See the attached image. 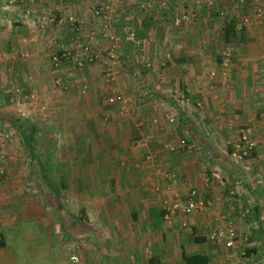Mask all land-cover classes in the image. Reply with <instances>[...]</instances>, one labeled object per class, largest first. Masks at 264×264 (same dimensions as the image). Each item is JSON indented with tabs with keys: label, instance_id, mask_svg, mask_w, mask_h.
<instances>
[{
	"label": "crops",
	"instance_id": "obj_1",
	"mask_svg": "<svg viewBox=\"0 0 264 264\" xmlns=\"http://www.w3.org/2000/svg\"><path fill=\"white\" fill-rule=\"evenodd\" d=\"M126 1L122 0L123 7ZM19 2L32 10L33 16L24 20L0 11V74L6 73V77L16 80H40L43 78L39 67L44 64L42 56L49 47L55 48V39L61 30L59 26L63 30L66 28L64 21L69 1ZM162 2V10L156 9L154 4L148 12L157 20L146 31L161 30L164 33V39L158 41L151 37L148 41L154 68L144 69L145 73L140 75L148 92L145 96L148 101L135 107L138 114L132 120L120 116L125 112L123 107L116 108L105 128L98 121L89 123L78 119L69 124L82 140L89 142L86 143L89 151L80 156V168L71 170L67 165L64 172L56 175L65 174L62 180H55L54 184L61 187L63 193H68L67 202L79 208L75 213L81 216L83 224L96 225L97 232L90 228L95 232L93 237L99 239L105 235L112 241L113 246L107 243L109 248L103 252L104 261L109 259L106 264H185L182 249L187 254L207 253L210 264L211 261L220 264L223 254L214 253V247H211L214 250L208 249L203 233L196 235L199 240L194 236L193 241H182L172 250V234L164 223L167 214L164 215L162 200L166 198L171 204L170 201L181 199L192 189L199 196H209L212 205L202 214L188 215V222L196 223L200 231H204L208 224L215 227L219 221H231L237 232L248 235L252 242L248 264H264V188L256 181L264 180V0ZM176 9L178 12L179 9L190 11L192 20L177 23L175 18L179 13ZM75 10L81 11L80 14L85 11L82 7ZM51 15L62 16V21L52 19L53 24L48 20L44 26L49 29H40L36 19L45 18L46 21ZM160 25L162 27L158 29ZM225 59L226 66L223 65ZM137 67L136 62L135 69ZM140 76H134L136 84L141 80ZM135 83L131 82L128 88L136 89ZM187 85L191 93L186 91ZM90 112L95 120L96 110ZM157 120L164 131L155 125ZM242 124L252 127L256 148L240 165H227L231 171L227 175V181L232 185L229 188L236 190L237 199L231 197L225 201L223 193L215 191L213 181H208L209 173L206 175L205 170L210 165L204 158L223 153V150L212 148H225L228 153L238 139V128ZM87 127L89 130L95 128L99 139ZM143 134H146L147 149L153 155V160L147 164L141 152H135L137 146L129 144L136 143ZM105 136L108 142L103 145ZM130 136H137L136 140L129 142ZM183 136L189 137L200 151L175 150L170 155L162 151L163 140L176 144ZM120 140L127 143L123 152L118 151ZM71 156L74 157L67 153L64 160L73 164L75 159ZM8 193L1 195L0 190V200L7 202L4 206L27 208L25 192L21 193L23 201L16 205L12 204L15 200H10L13 193ZM38 196L35 193L33 204L27 206L34 208L35 215L38 211L40 216L43 205ZM60 198L53 200V207L55 202L60 207ZM175 218L172 217L174 222ZM178 219L183 217L178 216ZM17 220L21 221V218L0 219L3 240H7L4 228ZM45 220L46 224H52L54 232L59 230L60 214L55 219ZM67 226L70 230L71 224ZM7 246L0 247V264H19L16 253Z\"/></svg>",
	"mask_w": 264,
	"mask_h": 264
},
{
	"label": "rangeland",
	"instance_id": "obj_2",
	"mask_svg": "<svg viewBox=\"0 0 264 264\" xmlns=\"http://www.w3.org/2000/svg\"><path fill=\"white\" fill-rule=\"evenodd\" d=\"M68 1L69 9L64 21L66 28L63 30L64 28L59 26L61 30L58 31L59 35L55 39V43H57L55 48L49 47L42 56L44 64L39 67L43 78L40 80H16L6 77V73L0 74V155L3 156L0 159V167H3V173H0L1 195L6 196L9 189L11 192L8 194L13 193L10 200H15L12 204L16 205L23 201L24 197L21 193L25 192V203L31 205L34 201L33 195L37 193V196L41 197L43 205L42 214L39 216L38 211L35 215L34 208H29L27 205H25L27 208L6 207L4 204L7 202L4 203L2 199L0 200V219L21 218V221L17 220L16 223L4 228L7 240H3L4 238L0 234V247L8 245L7 247L16 253L19 264H106L108 262L109 259H106L107 262L104 261L105 253L103 252L109 248L106 246L107 243L109 246H113L112 241H108L105 235H101L99 239L93 237L97 232L94 228L96 225L93 224L89 227L88 223L83 224V221H80L82 220L81 216L75 213L79 208L67 202L69 200L66 197L68 193L66 191L63 193L61 187L57 188L54 184L55 180L61 181L65 174L56 175L64 172L68 167H71V170L80 168V156L84 151H89V147L86 146V143L89 142L82 140L80 138L82 136H78L69 124L80 119L89 123L98 121L101 123L100 126L105 128L111 122V112L119 107L124 108L125 112L120 115L124 119L132 120L138 114V112L135 113V107L139 103L145 104L148 101L145 97L148 92L140 75L145 73L144 69L154 68V60L148 43L149 38H158V41L164 39V33L161 30L158 32L155 30V33L146 31L157 20L156 17H151L148 12L152 10L154 4L157 5L156 9L159 7L163 9L162 0H127L124 7L122 0ZM95 3L97 8L103 9L102 13L98 15H95L92 10ZM65 7L67 8V5ZM76 7L79 9L82 7L85 10L81 13L82 15L81 11L75 10ZM122 10L125 12H121ZM176 10L178 12V9ZM184 12L187 10L179 9L178 15ZM51 19L61 20L62 16L51 15ZM88 25L89 29H87ZM37 26L40 29H49V27H41L38 24ZM160 27L162 26L160 25L158 29ZM89 42L92 46L91 53L97 55L94 61H85L84 56L83 63L78 64L70 57H61L62 47L73 52ZM53 56H57L58 61L54 62ZM136 62L139 65L137 69H135ZM27 66L31 67L30 64ZM132 69L137 70V73ZM121 72L127 75L121 74ZM135 75L140 76L141 79L137 84ZM57 80L58 82H56ZM131 82L135 83L136 89L128 88ZM185 88L191 93L188 85ZM137 90L139 92L136 93ZM180 95L185 99L183 94ZM91 109L96 110L94 112L95 120L90 115ZM143 118L145 119V116ZM168 120L174 121L170 118ZM134 121L136 122V119ZM154 123L159 130L164 131L158 120ZM30 129L31 132H29ZM87 129L99 139L95 128L89 130L87 127ZM141 130L144 131L143 128ZM144 135L146 134L137 140V136L135 138L130 136L129 142L136 140V143L129 144L137 146L138 149L134 148L135 152H141L146 163L153 160V155L147 149L148 145ZM30 136L33 138H26ZM120 141L121 145L118 151L123 152L122 148H125L127 143ZM102 142L103 145L108 142L106 136ZM166 145H171V148ZM103 147L106 151V146ZM161 148L168 154L175 150L200 151L189 137L184 136L178 138L176 144L163 140ZM212 149L223 150V153H213L209 158H204L206 164L210 165V168L206 166L205 170L206 175L209 173L208 181H213L212 185L215 186V191L219 190V193H223L225 201L230 200L231 197L237 199L236 190H231L229 187L232 185L227 181V175L231 172L227 165H236L229 158L231 150L227 153L225 148ZM67 153L74 156H71L75 159L73 164L64 160L67 158ZM218 169H222L223 172L220 181L211 175L213 170ZM233 182L234 180H232ZM55 186L56 189H54ZM17 187H21V189L18 190ZM188 193L186 196L183 194L184 196L180 197L182 203L187 200ZM196 195L198 198L211 201L209 196H199L197 192ZM57 197H61V205L59 207L55 202L53 207L52 202L54 199L56 201ZM163 201L164 215H168L164 223H167L165 225L172 234V250L182 241L184 243L193 241L194 236L198 233L205 234L207 242L205 244L208 249L212 250L211 247H214V253L221 252L223 254V261L219 262L220 264H238L240 252L244 249H252V242L248 235L239 234L234 251V249L226 248L223 244L213 243L211 233L214 227H211L210 224L204 231H200L196 223L188 222V215H197L208 211L212 201L205 209L190 212V214L182 213L181 209L169 213L166 208L169 203L166 198H163ZM170 202L174 203L175 200ZM20 209L23 211L20 212ZM24 212L25 214H23ZM58 214L61 218L59 230L54 232L52 224H46L45 218L55 219ZM72 214L75 217H72ZM178 216L183 217L182 221L178 219ZM172 217H176V222ZM68 222L71 224L70 230L67 226ZM92 227L95 232L92 231ZM246 236L248 241L242 243L240 240ZM72 256H76L78 261H72ZM211 264H215V261H211Z\"/></svg>",
	"mask_w": 264,
	"mask_h": 264
},
{
	"label": "built area",
	"instance_id": "obj_3",
	"mask_svg": "<svg viewBox=\"0 0 264 264\" xmlns=\"http://www.w3.org/2000/svg\"><path fill=\"white\" fill-rule=\"evenodd\" d=\"M0 11L3 14H11L14 18L18 19H30L33 16V11L24 7L19 0H0ZM95 15H98L102 13V8H97V4H94V7L92 8ZM35 17V16H34ZM193 14L190 13V11L181 13L175 18V21L177 23H184L192 20ZM45 19V18H44ZM43 18L36 19V22L39 23L41 27H43L48 20L52 21V19L47 18L46 21H44ZM91 43H86L82 47L79 48V50H74L73 52L71 50L65 49L62 47V50L60 51L62 58H72L75 62L78 64H82L85 56V61H94L97 58V55H93L91 53ZM225 54V53H224ZM225 58V56H224ZM55 61H58L57 56H53L52 58ZM223 65L226 66V59L223 62ZM213 74V73H212ZM58 82V80L56 81ZM166 147L171 148V145H166ZM256 148V143L253 139V129L249 125H242L238 128V139L236 142H234L229 158L230 160L235 163L236 165H240L246 157L250 156L253 152V150ZM3 156L0 155V159H2ZM222 169L213 170L211 175L216 178L217 180H222L223 172ZM0 173H3V167H0ZM257 185L260 186V188H264V180L257 179ZM191 192L187 195V200L185 202H181V199L176 200L174 203H171L168 205L167 210L169 213H173L175 210L181 209V212H187L190 214V212L203 210L206 207H208L211 204V201L209 199L204 198H198L196 195V190H190ZM168 215H166L165 218H167ZM221 219V218H220ZM215 225V227L212 230L211 233V239L214 244L220 243L223 244L226 248L229 249H235V246L237 244V239L239 238V234L234 227V225L231 223V221L222 222L220 224ZM242 243L248 241V237L242 238L240 240ZM241 243V244H242ZM233 251V250H232ZM251 257V252H248V249H244L240 252L238 264H248L249 258ZM71 260L76 262L78 261V258L76 256H72Z\"/></svg>",
	"mask_w": 264,
	"mask_h": 264
},
{
	"label": "trees",
	"instance_id": "obj_4",
	"mask_svg": "<svg viewBox=\"0 0 264 264\" xmlns=\"http://www.w3.org/2000/svg\"><path fill=\"white\" fill-rule=\"evenodd\" d=\"M31 132V129L29 130ZM29 136V135H28ZM32 136L26 137L27 139H31ZM33 138V137H32ZM196 237V236H195ZM196 240L197 237L195 238ZM203 240V239H201ZM253 249H248V252L250 253ZM181 257L185 264H210V258L207 253H193V254H187L183 249L181 250Z\"/></svg>",
	"mask_w": 264,
	"mask_h": 264
}]
</instances>
